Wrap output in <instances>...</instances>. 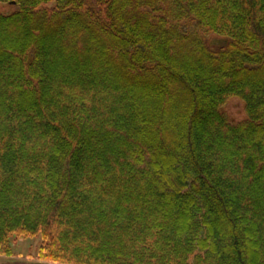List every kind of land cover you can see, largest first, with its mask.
<instances>
[{
  "label": "trees",
  "instance_id": "obj_1",
  "mask_svg": "<svg viewBox=\"0 0 264 264\" xmlns=\"http://www.w3.org/2000/svg\"><path fill=\"white\" fill-rule=\"evenodd\" d=\"M20 240L264 264V0H0V255Z\"/></svg>",
  "mask_w": 264,
  "mask_h": 264
},
{
  "label": "rangeland",
  "instance_id": "obj_2",
  "mask_svg": "<svg viewBox=\"0 0 264 264\" xmlns=\"http://www.w3.org/2000/svg\"><path fill=\"white\" fill-rule=\"evenodd\" d=\"M5 6L4 4L2 5ZM1 6V7H2ZM232 122L238 123L248 118L245 103L237 97L229 99L222 109ZM38 241L20 240L11 256L0 255V264H54L37 257Z\"/></svg>",
  "mask_w": 264,
  "mask_h": 264
},
{
  "label": "flooded vegetation",
  "instance_id": "obj_3",
  "mask_svg": "<svg viewBox=\"0 0 264 264\" xmlns=\"http://www.w3.org/2000/svg\"><path fill=\"white\" fill-rule=\"evenodd\" d=\"M4 264H7V263H4Z\"/></svg>",
  "mask_w": 264,
  "mask_h": 264
}]
</instances>
